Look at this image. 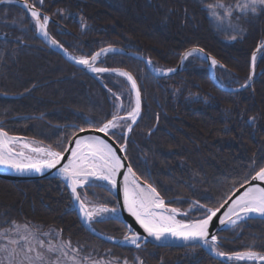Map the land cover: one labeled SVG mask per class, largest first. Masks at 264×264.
<instances>
[{
	"label": "trees",
	"instance_id": "trees-1",
	"mask_svg": "<svg viewBox=\"0 0 264 264\" xmlns=\"http://www.w3.org/2000/svg\"><path fill=\"white\" fill-rule=\"evenodd\" d=\"M30 1L56 20L48 24V31L73 55L91 56L102 47L117 46L150 58L155 68L168 69L177 65L186 49L201 47L224 65L215 67L216 78L230 87L245 82L250 55L264 39V11L243 14L235 7L238 0ZM218 2L231 7L232 15L224 16L225 8H208ZM0 34L4 35L0 128L63 151L80 129L96 128L111 119L113 93L128 87L123 77L104 73L101 84L68 63L37 37L31 18L18 5H0ZM262 55V51L257 55L252 85L236 92L215 86L197 55L168 77L155 76L143 61L126 54L111 52L98 61L102 67L126 69L136 79L142 108L126 140V157L168 204L186 213L182 219L202 218L205 209H189L194 202L218 207L264 166ZM120 136L112 135L116 141ZM83 192L93 203L116 207L114 194L103 185H88ZM13 221L57 230L82 257L129 262L138 258L142 264H225L199 245L144 243L137 248L94 237L83 227L68 188L57 178L0 179V227ZM93 226L117 238L126 233L117 219L97 220ZM217 244L229 253L249 246L264 252V218L251 217L220 232Z\"/></svg>",
	"mask_w": 264,
	"mask_h": 264
},
{
	"label": "snow or ice",
	"instance_id": "snow-or-ice-1",
	"mask_svg": "<svg viewBox=\"0 0 264 264\" xmlns=\"http://www.w3.org/2000/svg\"><path fill=\"white\" fill-rule=\"evenodd\" d=\"M0 2H5V0H0ZM40 3L43 4V0H40ZM24 6L31 10V16L35 21L37 32L48 39L50 44L63 47L58 45L55 39L49 37V33L46 30L49 16L44 15L41 20L39 9L33 8L27 2H25ZM235 7L243 14L251 12L255 15L258 11H264V0H245L242 4L238 0ZM208 8L210 10L225 8V5L218 2L215 5L209 4ZM211 15L215 17L216 12L212 11ZM231 15V7L225 8L224 16ZM232 39H235V37H232ZM258 49L264 53V44L259 45ZM113 50L112 46H109L93 53L90 57H73L78 64L86 66L93 73L115 72L118 76L125 77L131 85L129 92L134 96V99L130 102L128 109H125L123 103H115L114 101L115 107L111 119L96 128L97 132L103 133L105 136L110 134L115 136L113 130L124 127L130 132L132 125L137 122L141 115V92L132 74L121 69L95 66L102 54ZM195 52L203 53V49H192L185 52L182 60L188 59ZM261 58H264V55ZM208 59L211 60L213 67L217 65L218 62L215 59L211 57H208ZM256 60L257 56L254 52L252 55L253 65H255ZM151 63V60H149L148 64ZM221 67L223 66L221 65ZM154 70L164 75L175 71L172 68H157ZM251 80L252 75L250 74L241 87L248 86ZM113 95L116 101L120 100V95L116 93H113ZM125 110L126 115L121 116L120 112ZM129 120L132 123H127ZM81 131L84 130L81 129ZM125 137H127V132H124L123 136L117 137V141ZM17 144L21 145L22 149H27L28 154L23 150L18 151L14 147ZM69 151L71 155L67 157V163L58 168V173L71 190L72 198L79 201L81 215L88 223H91L102 214L115 213L117 209H109L104 205L90 207L88 202L81 198L78 188L90 183L92 179L106 181L113 188H116L119 185L118 175H123L121 186L124 208L149 236L159 241L167 235H171L174 238L192 242L194 247L198 246L197 242H202L216 256L229 262H234V264H239V262H254V264L255 262H264V252L251 250L253 246H249V250L246 251L229 253L219 249L216 235L212 234L211 239H208L210 235L209 225L221 208L224 207V204L219 207H208L194 202V206L205 209V215L201 219L185 223L176 219L180 210L169 208L154 187L148 184L141 185L131 166H128L127 170L121 173V169L125 165L122 163L123 158L118 155V151L124 152L125 145L121 144L117 150L114 147V142L110 143L100 139L98 136H89L76 139L75 147L71 149L65 148L63 151H56L51 145L48 147L33 146L32 142L11 136L7 131L0 128V166L11 168L17 172H41L45 169H55L65 158V152ZM253 164H255V161ZM251 179L264 184V167H260ZM245 183H248L247 179ZM241 187L243 188L244 186L241 185ZM229 199L230 203L225 201V204H228L227 211L224 212L223 216L219 217L221 225L225 223L236 225L237 221L246 220L251 218L252 215L264 218V186L252 184L238 195H235V198L230 197ZM53 231L50 229L49 232H43L41 229L27 224L21 225L15 221L11 222L8 228L0 230V241H5L0 243V264H105V262L92 259L90 256H84L83 259H79L78 249L72 247L70 240H61L59 233L56 234L55 242L53 240L45 241L40 238L42 235L48 236ZM125 240L137 248L140 247L138 243L139 237L134 233L131 236H125ZM69 252L72 255H69ZM107 264H112V262L109 261ZM125 264H128V262L125 261Z\"/></svg>",
	"mask_w": 264,
	"mask_h": 264
},
{
	"label": "water",
	"instance_id": "water-1",
	"mask_svg": "<svg viewBox=\"0 0 264 264\" xmlns=\"http://www.w3.org/2000/svg\"><path fill=\"white\" fill-rule=\"evenodd\" d=\"M25 2H27L29 5H31L33 8L35 9H38L32 2H30L29 0H5V2H0V5L2 4H6V3H10V4H15V5H18L20 8H22L28 15L29 17L32 19L34 25H35V21L33 20L32 16H31V10L29 8H26L24 5H25ZM40 14H41V20L43 18L44 15H47L45 13H43L40 9ZM49 16V15H47ZM50 21H53V22H56V20L52 19L50 16H49V22ZM48 22V23H49ZM48 26V24H47ZM47 26H46V30L47 32L49 33V37L51 39H55L57 42H58V45H62L63 47H59V46H56V45H52L50 44L49 40L46 39L43 35H41L39 32H37L36 30V35L39 39L43 40L49 47H51L55 52L59 53L64 60H66L68 63L86 71L87 73H89L91 76L95 77L101 84L103 83L102 80H100V76L97 75V74H100V73H93L92 71H90L86 66L84 65H80L76 62L75 59H73V57H77L73 54H71L67 48L61 44L56 38H54L51 33L48 31L47 29ZM36 28V27H35ZM4 35L3 34H0V38H3ZM261 44H264V39L262 42L258 43L256 45V47L253 49L251 55H250V60H249V75L251 74L252 75V80L249 82L248 86L246 87H241V85H238L236 87H227V86H224L222 85L220 82H218L215 78V75H214V68L215 67H221V65L223 67L221 68H224V65L218 61L213 55H211L210 53L206 52L204 49H203V53H200V52H195L193 55H198V56H201L205 62H206V65L208 67V74H209V77L212 81V83L217 86L219 89L221 90H225V91H230V92H236V91H240V90H244V89H247L249 88L251 85H252V82L254 80V77H255V65H253L252 63V55L253 53L255 52L256 53V56L258 55V53L261 51L258 49V46L261 45ZM109 46H105V47H102L100 48L99 50H97L96 52H99L101 49L103 48H107ZM112 48L114 49L112 52H116V53H121V54H126V55H129V56H132L134 58H137L141 61H143L147 67V69L152 73L154 74L155 76L157 77H168V76H172L178 72H180L182 70V67H183V64L185 62V60H182V56L185 52L189 51V50H192V49H202L201 47H190L188 49H186L180 56L179 58V61L177 63V65L175 66V71L171 72V73H168L167 75H164V74H161V73H158L156 72L152 67L151 64H148V61L150 60L148 57H145L143 56L142 54L136 52V51H132V50H129V49H125V48H122V47H117V46H112ZM95 52V53H96ZM110 53V52H109ZM107 53H104L102 54L101 56L105 55ZM100 56V57H101ZM208 57H211L213 59H215L218 63L215 67L212 66L211 64V60L208 59ZM99 60V58H98ZM97 60V62H98ZM96 66V64H95ZM109 69H119V68H109ZM121 70H124V71H127L125 69H121ZM129 72V71H127ZM108 73H115V72H108ZM130 73V72H129ZM117 74V73H115ZM131 74V73H130ZM125 78V77H124ZM126 79V78H125ZM127 81V79H126ZM128 82V81H127ZM129 83V82H128ZM129 86L131 87V85L129 84ZM6 97H15V95H5ZM134 98V96H133ZM139 119V118H138ZM137 119V121H138ZM132 123V122H130ZM137 123V122H136ZM135 123V124H136ZM133 124L132 127L135 125ZM127 132V136L129 134V132L127 131V128H126V131ZM13 136V135H11ZM89 136H98L100 139H103V140H106L110 143H113L114 142V147L118 150L119 149V146L120 144L115 141L110 135L109 136H105L103 133H100V132H97L96 131V128L95 129H86L84 131H80L78 134H76L72 139L71 141L69 142L68 146L66 148L68 149H71L73 147H75V140L78 139V138H86V137H89ZM15 137H20L22 138L21 136H15ZM126 138L124 139V142L122 143L123 145H125V150H126ZM71 155V152H65L64 156L65 158L61 161V164L57 166V168L55 169H45L41 172H35V171H28V172H17L11 168H7V167H3V166H0V179H4V180H8V181H13V182H27V181H36V180H43V179H48V178H59L61 180L64 181L63 177L61 175H59L58 173V168L61 167L64 163H67V157H69ZM118 155H120L123 159H122V163L125 165L124 168L121 169V173L125 172L127 170V167L128 166H131L127 157H126V154H125V151L124 152H119L118 151ZM132 167V166H131ZM264 167V166H263ZM133 169V168H132ZM133 172L135 173V176L136 178L138 179V181L141 183V185L143 186L144 184H148V185H151L149 184L148 182L144 181L133 169ZM255 173L252 175L254 176ZM251 176V177H252ZM251 177L248 179V183H244L242 184L244 187L242 188L241 186L237 187L223 202L222 204H224V207L221 208L220 212L217 213V216L213 218V221L210 223L209 225V232H210V235L208 237V239L210 240L211 239V235L214 234V235H218L220 232H223L225 230H227L229 227L233 226L231 224H228V223H225L224 225H221L220 224V220H219V217L223 216L224 215V212L227 211V207H228V204H225V201H228L230 203V197L231 198H235V195H238L240 192L244 191L247 187L251 186L252 184H257V185H260V186H264V184H262L260 181H253L251 179ZM92 180H95V179H92ZM117 180L119 182V185L118 187L116 188H113V192H114V195L116 197V201H117V212H118V216H116L115 218L119 219L126 227L127 229V233L121 237V238H116V237H112L110 235H107L105 233H102L101 231L97 230L91 223H88L84 218L83 216L81 215V212H80V208H79V201H76L72 198V201H73V204H74V207L76 209V212H77V215H78V218L80 220V222L82 223L83 227L91 234L93 235L94 237L96 238H99L103 241H106L108 243H112V244H115V245H120V246H128V245H133L131 243H129L127 240H125V236H131L133 233L136 234L138 237H139V240H138V243H151V244H155V245H159V246H175V247H185V246H192L193 243L192 242H186L182 239H177V238H174L172 237L171 235H167L165 238L161 239V240H156L154 237L152 236H149L144 230L143 228L140 227V225L136 222L135 218L131 216V214L129 212H127V210L124 208V204H123V191H122V182H123V175H118L117 177ZM65 183V181H64ZM66 184V183H65ZM67 186V184H66ZM152 186V185H151ZM153 187V186H152ZM81 188V187H80ZM69 189V188H68ZM79 189V188H78ZM70 193H71V190L69 189ZM158 192V191H157ZM72 196V195H71ZM161 196V195H160ZM162 198V196H161ZM166 205L169 207V208H173L172 206L168 205L167 202L168 200L162 198ZM177 215H182V213L180 212L179 214ZM251 217H260L258 215H252ZM243 221V220H241ZM240 222V221H237V223ZM217 241H218V236H217ZM198 245L207 253L209 254L211 257H213L214 259L216 260H220V261H223V262H228L226 259H222L218 256L215 255V253H213L209 247L205 246L202 242H197ZM134 246V245H133Z\"/></svg>",
	"mask_w": 264,
	"mask_h": 264
},
{
	"label": "rangeland",
	"instance_id": "rangeland-1",
	"mask_svg": "<svg viewBox=\"0 0 264 264\" xmlns=\"http://www.w3.org/2000/svg\"><path fill=\"white\" fill-rule=\"evenodd\" d=\"M159 69H160V68H159ZM129 89H130L129 86L126 87V88L124 87L122 93H116L117 95H120V100H119V101H116L115 96L113 95V98H114V99H113V111H114V107H115V105H114V101H115V103H123V104L125 105V109H126V110L128 109V106H129L130 102L134 99L133 96H132V94H130ZM124 96H126V99L124 98ZM122 98H124V102H121ZM126 110H125V111H121V112H120V115H122V114H126ZM113 111H112V113H113ZM129 122H130V120L127 121V123H129ZM122 123H124V122H122ZM124 129H125V127H124V128L115 129V131L120 132V133H123ZM22 140H24V141H28V142H32L33 145H43V146H46V145H44V144H42V143H40V142H38V141L32 140V139H22ZM14 147H15L18 151H19V150H23V151L26 152V154H28V150H27V149H22L21 145H19V144L14 145ZM46 147H48V146H46ZM104 184H105L106 186H108L105 182H104ZM83 199H85V200L88 202V205H89L90 207H91V206H94V207H99V206H100V205H97V204H95V203H92L90 200H88V199L85 198V197H83ZM195 208H196V206H192V207L189 208V209H190V210H193V209H195ZM196 209H197V208H196ZM107 216H115V213H111V212H109V213H105V214H102L100 217H97V218H102V217H107ZM177 218L180 219V220H184V219H182V218H179L178 216H177ZM19 224H21V225H25V224H23V223H19ZM27 225H28V224H27ZM9 226H10V225H9ZM9 226H7V227H0V230H2V229H6V228H8ZM30 226H33L34 228H39V229H41L40 226L35 225V224L30 225ZM41 230H42V229H41ZM49 230H50V229L45 230V231L42 230V231H43V232H49ZM52 230H54V231H53V232H50V234H49L48 236H43V235H42L40 238L43 239V240H45V241H47V240H53V242H55V237H56V234L58 233V231L55 230V229H52ZM59 238H60L61 240H63V239L60 237V235H59ZM4 242H5V241H0V243H4ZM69 255H72V253L69 252ZM90 257H91L92 259H95V260H99V261L105 262V264H107V262H109V261H111L112 264H125V261H127V260H124V259H121V258H117V257H114V258H108V257H105V256H97V257L90 256ZM78 258H79V259H83V257H82L80 254H78ZM127 262H128V264H142L138 258H136L133 262H129V261H127ZM231 263H234V262H231ZM239 264H241V262H239Z\"/></svg>",
	"mask_w": 264,
	"mask_h": 264
},
{
	"label": "bare ground",
	"instance_id": "bare-ground-1",
	"mask_svg": "<svg viewBox=\"0 0 264 264\" xmlns=\"http://www.w3.org/2000/svg\"><path fill=\"white\" fill-rule=\"evenodd\" d=\"M30 1V0H29ZM51 22V21H50ZM53 22V21H52ZM52 35V34H51ZM53 36V35H52ZM54 37V36H53ZM55 38V37H54ZM59 41V40H58ZM60 42V41H59ZM61 43V42H60ZM62 44V43H61ZM68 50V49H67ZM33 146H42V147H46V146H43V145H33ZM32 155H35V154H32ZM107 185H108V187L109 188H111V189H113V187L111 186V185H109L106 181H104ZM176 219L177 220H179L178 218H177V216H176ZM181 221H183V220H181ZM183 222H185V223H188V222H186V221H183ZM189 222H191V221H189Z\"/></svg>",
	"mask_w": 264,
	"mask_h": 264
}]
</instances>
